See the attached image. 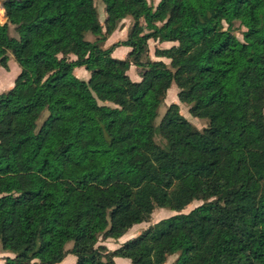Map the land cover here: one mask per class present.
Masks as SVG:
<instances>
[{"label": "trees", "instance_id": "obj_1", "mask_svg": "<svg viewBox=\"0 0 264 264\" xmlns=\"http://www.w3.org/2000/svg\"><path fill=\"white\" fill-rule=\"evenodd\" d=\"M102 2L103 25L95 0L3 2L0 65L21 70L0 94L4 264H264V0ZM173 85L204 130L177 103L158 122ZM158 209L175 215L99 244Z\"/></svg>", "mask_w": 264, "mask_h": 264}, {"label": "rangeland", "instance_id": "obj_2", "mask_svg": "<svg viewBox=\"0 0 264 264\" xmlns=\"http://www.w3.org/2000/svg\"><path fill=\"white\" fill-rule=\"evenodd\" d=\"M149 1L152 5H155L157 3V0H149ZM3 2H4V0H0V24H2V25L7 23V17H6L4 7H3ZM95 3L97 6V9H98V12H99V20H100L101 24L103 25L104 20L106 18L105 5L103 4L102 0H95ZM129 30H130L129 28L127 30V28H125V27L123 28V26H122V28H120V30H117L114 33V35L107 41V43L105 44V48H109L115 43L127 40ZM9 32H10V35L12 37L18 38V35H17L15 28L13 26L9 27ZM86 39L88 41H94L95 37L91 34H87ZM155 47H156V43L151 41L150 42V49H151L150 50V57L153 60H158V59H156L155 54H154L155 53ZM165 47H170V46H165ZM125 49L126 48H120L119 50H117L114 53V56L117 57L118 59H125L127 57V50H125ZM8 56H9V63H8L9 70L8 71L5 70L0 65V94L7 92L14 87L15 81H16V79L19 76L20 71H21L20 67L15 62L12 54L9 53ZM163 61L166 64H170V62L168 60L163 59ZM129 75L133 81L137 82L138 80H140L139 79V72L134 67L131 68ZM78 76L83 77V74L78 73ZM84 76H86V74H84ZM177 95H178V89L175 85H173L172 88L168 92L165 104L163 105V107L160 110V118H159L158 122H160L162 116L165 114L167 107L170 106L171 104L177 103L180 105L181 114L189 122H191L197 129H199L200 131L204 130L208 125V121L200 120V119L192 117L190 112H189L190 108L187 105L180 104L178 101ZM200 205H201L200 202H195L192 205H190L189 207H187L183 211V213H189L190 211H192L193 209H195L196 207H198ZM173 215H175V213L170 211V210L158 209L153 214L150 223H144V224H140V225L135 226L134 228L129 230L128 233L124 237H122L118 241H116V240L102 241L101 240L99 244L104 245V246L108 245L110 251H114L115 249L119 248L121 245H123L127 241H129V240L137 237L138 235H140L150 225L158 223L161 220L167 219ZM71 247H72L71 245H68L67 250H69ZM7 257L12 258L14 256L10 253H3L2 250L0 249V264H4L5 258H7ZM176 258H177V256L171 257L168 260L167 264H174ZM73 259L76 263V258L73 255H69L65 259L64 263L65 264H72ZM34 263H37V262H34ZM116 264H131V263L128 260L118 258Z\"/></svg>", "mask_w": 264, "mask_h": 264}, {"label": "crops", "instance_id": "obj_3", "mask_svg": "<svg viewBox=\"0 0 264 264\" xmlns=\"http://www.w3.org/2000/svg\"><path fill=\"white\" fill-rule=\"evenodd\" d=\"M159 0H157V2H158ZM106 19V18H105ZM105 21V20H104ZM132 19H130V18H128V19H126L125 21H123V23L121 24V28H122V26H123V28L125 27V28H127V30H128V28L130 29L131 28V26H132ZM120 30V29H119ZM114 35V34H113ZM163 46H170V45H163ZM120 49V48H119ZM119 49H117V50H119ZM116 50V51H117ZM125 50H127V54L130 52V49H128V48H126ZM115 51V52H116ZM114 52V53H115ZM113 56H114V54H113ZM115 57V56H114ZM115 58H117V57H115ZM118 59V58H117ZM78 73H82L83 74V77H80V76H78ZM75 74H76V76L78 77V78H80V79H82V80H85V81H87V80H89V74L84 70V69H77L76 71H75ZM84 74H86V76H84ZM140 79V78H139ZM139 81V80H138ZM106 247L109 249V246L108 245H106ZM118 249V248H117ZM110 250V249H109ZM116 250V249H115ZM68 257V256H67ZM66 257V258H67ZM118 259V258H117ZM117 259H115V262H117ZM65 261V260H64ZM72 264H76L75 263V261H74V259L72 260ZM62 264H65L64 262L62 263Z\"/></svg>", "mask_w": 264, "mask_h": 264}]
</instances>
